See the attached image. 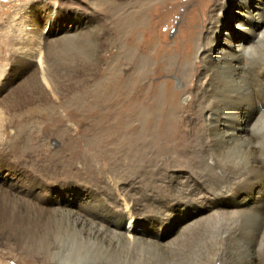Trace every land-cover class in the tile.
Here are the masks:
<instances>
[{
  "label": "bare ground",
  "instance_id": "1",
  "mask_svg": "<svg viewBox=\"0 0 264 264\" xmlns=\"http://www.w3.org/2000/svg\"><path fill=\"white\" fill-rule=\"evenodd\" d=\"M39 1L32 0L30 6L17 11L20 16L22 13L21 20L17 24L20 40L15 43L14 57H9L8 70L6 72L0 70V219L5 207L8 209V206L16 205L39 222L46 220V224L49 220L50 222L61 220L73 229H77L81 236L83 234L88 239L108 238L131 250L136 246L138 248V245L169 248L167 246L172 245L178 238L180 240L181 235L212 219L247 218L255 214H264V204L260 205L261 210L256 212H254L256 207L254 211L248 210L250 212L220 210L193 219L185 227H181L174 238L165 243L145 240L141 237L142 231L138 232V230H143L141 226L145 218L140 206L143 207L144 196L147 193H142L138 188L140 187L138 171H144L146 168L158 170L162 173L164 190L168 193H172L176 186H180L176 181L187 183L191 180V177H187V173H172L162 169L158 164L147 163L138 167L137 174L128 180L115 179L108 173V177L97 183L100 186H92L82 181V178L72 179L68 175V168L61 169L62 171L59 169L49 171L50 168L58 166L32 163L33 154L30 149L35 143L26 129L22 128L23 126L22 129L16 130L13 139L9 140L7 136V126L18 122L15 114L22 110L27 117L31 115L47 117L48 128H58L56 126L63 119L62 115H56L58 107L65 108L64 117L73 115L87 117L91 124L89 129L84 131L86 135L83 133L80 142H83V149H86V156L83 159L84 170L86 174H94L97 172L90 163L97 159V155L93 152L95 149H101L103 156L107 152L111 156L123 154L135 161L140 158L144 149H154L159 141H162L160 150H174L175 134L182 121L179 112L189 109L186 119L192 123L199 122L202 126L201 164L208 163L206 157L209 153H213L218 158L222 154L227 156L230 152L241 154L236 157L237 163L247 167L248 174H251L243 179V184L239 185L238 189L248 190L249 194L255 191L260 197H264V163H259L254 158L250 165L249 153L245 150L252 145L254 132L264 124V111H261L264 108V0L192 1L190 10L182 14L184 21L180 30V40L174 43L178 48L180 47L176 55L179 56V64L174 78L177 83L186 84L181 92L175 91L172 82L168 80L154 84L151 91H144L138 87V83L149 75L157 77L162 69L169 71L174 60L172 57L174 55L169 50L163 53L160 43L156 45L154 52L151 51L153 35L148 31L151 28L147 24V15L145 16L148 9V15L152 20L154 17L163 18L168 12L163 16L164 13L160 10L163 4L167 3L166 0H142L136 11L127 12L122 16H119L120 7L115 3L112 5L109 3V11L115 20L112 25H106L96 12L77 0L74 2L75 5L69 4L68 0ZM168 2L172 4L174 0ZM152 22H149L150 25ZM109 28L114 33L113 37H110ZM138 33L143 35L141 40H137ZM89 39H98L100 42L98 49L95 46L98 55L93 64L94 68L100 67L101 54L107 53L112 44L116 45V54L105 61L102 65L103 73L91 86L87 84L93 78L94 68L84 75L86 77L82 79V87H74V81L73 84L71 82L64 84L63 77L58 73L56 58L59 57H56V54L72 48L78 49ZM151 56H155L156 59L152 65V72H150ZM161 56H164V59H161ZM34 60H37L39 65ZM125 65L132 67L126 76L120 72V68ZM187 89L190 92L187 93ZM184 98L187 102L181 103ZM58 132L60 136L65 130L58 129ZM25 134L28 138H21ZM78 142L75 140V145H72L73 142L68 145L75 146V153L78 151L76 157L81 153V150L77 149ZM27 144L29 150L26 148ZM255 154L254 152L253 156ZM25 155L31 157L30 162L27 163ZM15 177L22 179L21 182L25 181L26 184L30 183L31 186H27L26 189L31 188V191H23L19 185L16 186L17 180L11 185ZM235 180L237 184L240 181L238 178ZM60 181L68 184L76 182L75 184L85 186L86 189L81 188L83 193H80L76 199L75 194H65L62 190L57 202L56 196L47 191L46 186ZM35 182L39 183L38 188L35 186L34 189L32 183L34 185ZM94 189L99 191L98 195ZM48 194L51 195L50 198ZM168 196L170 194L165 198ZM85 197L93 199L92 205H102L106 210L109 200V206L114 212L112 215L109 214L112 218H109L108 224L107 221L96 217L93 221L87 219L89 216L86 215L91 214V210L85 206L87 200ZM199 197H201L200 192L191 194L189 200H196ZM173 200L178 199L173 198ZM61 201L64 205L56 207L61 205ZM179 201L185 202L188 199L178 200V203ZM121 203L125 206L124 209ZM124 220H127L126 233L123 227ZM25 231L27 233V230ZM4 243L7 244L6 240ZM20 263L30 264L27 260H22Z\"/></svg>",
  "mask_w": 264,
  "mask_h": 264
},
{
  "label": "rangeland",
  "instance_id": "2",
  "mask_svg": "<svg viewBox=\"0 0 264 264\" xmlns=\"http://www.w3.org/2000/svg\"><path fill=\"white\" fill-rule=\"evenodd\" d=\"M30 1L32 0H0V13L2 12V14H0V57H2V60H0L1 71L6 72V70H8L10 64L9 57H14L16 49L15 43L20 40V33L17 24L21 20L22 13L20 16L17 11L21 8L25 9V6H30ZM41 1L46 2L51 0H40L39 2ZM53 1L54 0H52V2ZM68 1L69 4L75 5L74 2L76 0ZM77 1L96 12L98 16L106 22V25H112L115 20L109 11L110 4L112 5L115 3L118 5L121 9V14H119V16H122L127 12L136 11L137 7L140 5V1L142 0ZM168 1L170 0L165 1L167 3L163 4L160 10L164 13L163 16L168 12L163 18L154 17L152 20L148 15V9L145 16L147 15V24H149L148 26L151 28L148 31L153 35V50L151 51L154 52L157 47L156 45L160 43L163 47V53L169 50L174 55L172 56L174 60L172 61V66L169 71L162 69L160 75L157 77L149 75L147 77L148 79L146 78L144 81L141 80L138 83L139 89L144 91H151L154 88V84L167 80L172 82V88L175 91L181 92L186 85L185 83H177L174 78L179 64V56L176 57V55L180 48H178V46L174 43L176 40H180V30L183 28L184 21L182 14H185V12L190 10L193 0H174L173 3H175V5ZM132 6H134V8H132ZM15 12H17V14H15ZM151 21H153L151 23L152 26L149 23ZM110 30L111 29L109 28V31ZM109 34L110 37L114 36L112 31H110ZM138 34L139 36L137 35V40H141L143 35L140 33ZM99 43L98 39H89L78 49L72 48L62 52L60 51L56 54V57H59L56 58L57 69L59 70L58 73L61 77H63L65 81H63L64 84L71 82V84L74 83L73 85L74 87L76 86V88L82 87V79L86 77L84 75H86L91 68H94L93 64H95L96 57L98 55L97 49L99 48ZM115 54L116 45L113 46V44L107 53L101 54V65L98 69L97 67L94 68L93 78L88 82L87 86L94 84V80H96L104 71L102 65L109 57H112ZM160 58L164 59V56H161ZM151 59L152 62H150V72H152V65H154L156 60L155 56H151ZM34 62L39 65L37 60H34ZM131 70V65H125L120 68V72L125 76L128 75ZM186 92L188 93L190 90L188 91L187 89ZM186 102L185 98L181 101V103ZM262 109L261 111H264V108ZM23 111L24 110L15 114L18 121L17 123H10L7 126V136H9V140L13 139L21 126H23L22 128H25L27 133H29L35 144L32 145L31 149L27 144L26 148L28 150H32L33 154L32 161L31 157L25 155L27 163L31 161L34 164H55L58 166L50 168L51 170L49 171L68 168V175L72 179L76 180V178H82V181L88 182L92 186H100V184L97 183L104 177H108V173H110L115 179L122 178L124 180H128L132 178L133 175L137 174L136 170L138 167L147 163L158 164L162 167V169L172 173H187V177H191L192 181L189 180L187 183L183 181H176L180 183V186H176V188L172 190V193H168L167 190H164L165 184L162 181V173L158 172V170H153L154 168H146V170L141 171L142 173L138 171L137 175L140 186L138 188H140L142 193H147L144 196L145 201L143 202V207L140 206V209H143L144 212L143 218L146 220H143L144 224L141 226V229L143 230H138V232L142 231L141 237L145 240L154 241L155 243H165L174 238L178 234L179 229L181 227H185V225L190 221H193V219H199L205 215L218 212L220 210L250 212L257 208L258 210L256 209L254 211L256 212L260 211V205L262 206L264 204V197H260L259 193L256 194L254 191L249 194L250 191L248 190L238 189L240 187L239 185L243 184V179L251 174H248L249 172L247 167L237 163L236 157L241 156V154H233L232 152H230V154L228 152L229 154L227 156H223L222 154L221 157L218 158L213 153H209L206 157L208 163L206 165L201 164L200 156L202 155L200 154H202L203 144V138L201 135L202 126L199 122L192 123L186 119L190 111L189 109L181 110V113L179 112L182 121L179 124L180 128H178L177 133L175 134V151L168 149H166V151L162 149L160 150V148H162V141H159L154 149H144L140 158L135 161L131 157H127L123 154L111 156L107 152V154L103 156L101 155L103 152L101 149H92L97 155V159L90 163L93 169L97 172L94 174H86V171L84 170L85 164L83 159L86 156V149H83L84 144L83 142H80V138L83 133L86 135L85 132L89 129V124H91L87 117L83 118L80 115L64 117L65 108L58 107L56 109V115H62L63 119L59 125L56 126L58 128H48L47 117L45 118L39 115H31L27 117ZM263 125L264 124H262L256 132H254L252 145L245 149L249 153L250 165L254 158L257 159L259 163H264ZM58 129L65 130V133L59 136ZM22 137H25V139L28 138L26 134L25 136H21V138ZM75 140L79 141L77 149L81 150V153L77 157L76 154L78 151L75 153V146H68L72 142V145H75ZM254 152L256 154L253 156ZM235 178L240 179L238 184L236 183ZM16 180L18 182H16ZM21 180L22 179L15 177L11 185L16 182L15 185H19L20 189L23 188V191L30 192L31 188L26 189L27 186H31L30 183L26 184L25 181L21 182ZM8 183L10 184V180ZM38 183L39 182H35L34 185L32 183V188L35 189V186L37 187ZM75 183L70 182L68 184L65 181H60L56 182V184L46 186V190L51 192L53 196H56L57 202V197L62 190L65 194H75L76 199L80 196V193H83L81 188L86 189V187L79 186ZM199 192L201 197L196 200H189V196L191 194H197ZM96 193L98 195L99 191H96ZM167 194H170V196L165 198ZM106 195H108V193ZM48 197L50 198L51 195L49 196L48 194ZM101 197L103 198V196ZM173 198L178 200L188 199V201H179L178 203V200H173ZM86 199L85 206H88L89 208H86L91 210V214L86 215L87 217L89 216L86 218L93 221V218L96 217L100 220L107 221L106 224H108L109 218H112L110 215L114 212L113 208L109 206V200L106 210L101 205L103 202H101V206L92 205L93 199ZM208 199L212 202H209ZM120 201L122 202L121 198ZM217 201L220 204H218ZM254 201L256 202L254 203ZM54 202L57 204L55 200ZM61 202V205L55 206H63L64 203L63 201ZM221 202H223V204ZM149 203L153 204L148 205ZM168 203H170V205ZM72 206L75 205L72 204ZM121 206L124 209L125 206L122 203ZM17 207L18 206L16 205H10L8 206V209L5 207L3 211L6 214L3 212L0 219L3 220L5 218V220H3L4 222L0 221V264H21L20 262H22V260H27L30 264H264V214H255L247 218H226V220L225 218L212 219L187 231L186 234H183L185 236L181 235L180 240H178V238L174 243H172V245L167 246L169 248H155V246L138 245V248L136 246L130 250V248H124L122 245L117 244V242H115V244L114 241H111L108 238L102 237L88 239V237H85L83 234L81 236V233L79 231L77 232V229H73L68 223L66 225V222L61 220H52L51 222L49 220L46 224V220L39 222L37 219L34 220V217L31 214H28L22 208ZM93 208H96V210ZM205 208H207V210ZM20 215H23V217ZM166 219L168 220L166 221ZM10 221H12V223ZM126 221L127 220H124L123 222L124 233H126L125 228L127 229ZM17 222L21 223L19 224ZM62 222L65 224L63 225ZM38 223H40V225ZM41 224H43L45 228H50L45 229ZM35 225L38 226V228ZM64 227H66V231L64 230ZM25 230H27V233ZM1 235H3L2 240ZM5 235L6 237H4ZM5 240L7 242L6 245L4 243ZM17 243L18 245H16Z\"/></svg>",
  "mask_w": 264,
  "mask_h": 264
}]
</instances>
